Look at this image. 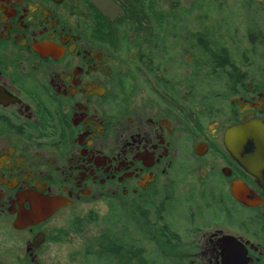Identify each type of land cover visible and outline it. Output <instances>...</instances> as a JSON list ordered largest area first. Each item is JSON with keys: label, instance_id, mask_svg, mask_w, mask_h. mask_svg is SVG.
<instances>
[{"label": "flooded vegetation", "instance_id": "1", "mask_svg": "<svg viewBox=\"0 0 264 264\" xmlns=\"http://www.w3.org/2000/svg\"><path fill=\"white\" fill-rule=\"evenodd\" d=\"M145 2L0 0V264H264V146L251 174L224 144L264 130V32Z\"/></svg>", "mask_w": 264, "mask_h": 264}, {"label": "rangeland", "instance_id": "2", "mask_svg": "<svg viewBox=\"0 0 264 264\" xmlns=\"http://www.w3.org/2000/svg\"><path fill=\"white\" fill-rule=\"evenodd\" d=\"M143 14L149 18V28L156 25L155 22L163 21L168 25L174 22V28L181 34L203 32L212 42L223 44L228 48L231 45L225 40L234 32L239 37L245 38L250 30L264 32V6L262 3L251 0H146ZM98 9L109 17L115 16L116 11L108 3H99ZM220 46V45H219ZM233 47H238L234 45ZM127 63L125 69L128 72L135 69L123 57ZM131 59L132 57H128ZM135 73V72H134ZM53 223H59V217ZM74 249V247H72Z\"/></svg>", "mask_w": 264, "mask_h": 264}, {"label": "water", "instance_id": "3", "mask_svg": "<svg viewBox=\"0 0 264 264\" xmlns=\"http://www.w3.org/2000/svg\"><path fill=\"white\" fill-rule=\"evenodd\" d=\"M227 151L247 171L255 174L260 158V148L264 146V130L260 123L249 121L229 128L224 136ZM53 202L38 200L34 210L28 216L29 224H37L46 220L54 212Z\"/></svg>", "mask_w": 264, "mask_h": 264}, {"label": "trees", "instance_id": "4", "mask_svg": "<svg viewBox=\"0 0 264 264\" xmlns=\"http://www.w3.org/2000/svg\"><path fill=\"white\" fill-rule=\"evenodd\" d=\"M251 1H256V2L261 1V2H262V5L264 6V0H251ZM126 14L129 15L128 11H127ZM254 31H255V29L250 30V31H248V32H249L250 34H252V32H254Z\"/></svg>", "mask_w": 264, "mask_h": 264}]
</instances>
